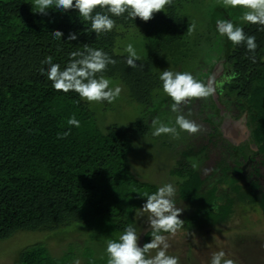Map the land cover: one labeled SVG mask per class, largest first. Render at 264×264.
I'll use <instances>...</instances> for the list:
<instances>
[{
	"label": "trees",
	"instance_id": "trees-1",
	"mask_svg": "<svg viewBox=\"0 0 264 264\" xmlns=\"http://www.w3.org/2000/svg\"><path fill=\"white\" fill-rule=\"evenodd\" d=\"M205 1L172 0L148 22L133 20L127 12L119 17L108 13L115 27L97 36L76 9H49L44 15L34 12L33 0H0V245L24 233L54 235L78 226L90 232L86 251L71 243L56 256L46 243L36 242L19 252L16 264H74L77 259L107 264V251L104 257L95 256L96 244L105 241L107 246L129 225L135 227L136 213L146 202L144 193L158 190L138 177L130 159L138 137L149 134L147 121L140 117L130 127L102 128L92 102L74 91L55 90L42 61L52 56L63 70L70 53L85 51V45L103 50L116 63L97 77L122 81L145 116L157 107L163 65H180L192 52L187 40L193 22L184 12L186 6ZM241 27L246 36H255L257 48L253 53L246 44L229 40L226 71L215 93L223 108L233 103L241 111L236 117L245 114L248 136L240 142L218 136V125L207 121L212 124L204 137L207 143L179 151L173 173L180 199L195 206L183 224L189 230L227 223L240 204L258 206L264 213V26L246 22ZM131 28L151 51L135 69L128 66V55L116 51L118 39ZM56 30L62 38L53 36ZM71 33L76 40L68 39ZM228 77L231 82H224ZM73 115L79 128L67 124ZM69 131L58 138V133ZM252 143L257 151L250 152ZM214 147H221L222 157L206 174L202 167ZM151 239L149 231L144 243Z\"/></svg>",
	"mask_w": 264,
	"mask_h": 264
},
{
	"label": "rangeland",
	"instance_id": "rangeland-1",
	"mask_svg": "<svg viewBox=\"0 0 264 264\" xmlns=\"http://www.w3.org/2000/svg\"><path fill=\"white\" fill-rule=\"evenodd\" d=\"M245 11L247 9L243 7L225 8L218 0H206L204 5L186 6L184 12L190 15L193 22L191 27L194 26L187 40L192 52L180 65L171 61L163 65L162 71L190 72L195 78L205 83L209 78L214 77L218 87L226 71L224 58L229 50L230 41L218 32L217 21L230 20L235 26L241 27L246 23L240 19ZM161 12L155 13L153 17ZM130 43L141 59L146 58L151 52L142 38L136 34V29L131 28L126 35L118 39L117 53L128 55L125 49ZM110 81L112 88L120 86L122 91L119 97L108 106L100 102H92L100 126L106 128L110 124H117L126 128L135 124L140 117L147 121L146 125L150 127L149 134L138 137L130 156L133 170L139 178L158 188L165 184H172L176 190L174 202L177 207L183 209L180 219L185 221L195 212V206L180 199L178 176L173 173L180 159L179 151L189 144L202 146L207 143L204 137L206 134L209 136L208 133L212 130V124L207 121L218 125V136L233 138L237 142L243 141L248 136L244 124L245 114L239 118L236 117L241 115V111L233 103L223 108L224 102L219 100L216 93L205 99H193L182 105L179 113L201 126L200 131L190 134L180 130L175 124L178 113L171 111L173 101L163 89L158 92L157 107L142 116L143 108L131 99L125 84L118 79ZM155 118H159L167 126L176 127L179 137L173 138L171 134L154 136L151 122ZM249 147L250 152L257 151L255 144L252 143ZM220 150L221 147H214L205 167L201 165L206 174H211L220 161L222 157ZM213 180L209 182V185ZM148 215L140 209L135 216L134 228L140 236L141 247L146 234L151 231ZM183 224L185 226V223ZM161 235L166 237V242L169 244L167 254L177 257L179 264H211L212 254L219 251L225 252V258L232 259L235 264H264V213L258 206L237 205L233 217L222 225L199 230L182 227L175 235L170 233ZM89 240L90 232L80 226L59 231L54 235L18 234L12 240L0 245V264H16L19 252L36 242L46 243L54 255L60 256L67 245L69 248L72 246L71 243H78L80 249L86 251L87 247H90ZM106 247L105 241L98 242L95 256L101 258L103 254L104 257ZM156 251L157 249H153L146 255L154 256ZM80 264H82L81 261Z\"/></svg>",
	"mask_w": 264,
	"mask_h": 264
},
{
	"label": "clouds",
	"instance_id": "clouds-1",
	"mask_svg": "<svg viewBox=\"0 0 264 264\" xmlns=\"http://www.w3.org/2000/svg\"><path fill=\"white\" fill-rule=\"evenodd\" d=\"M172 0H33L34 12L47 15L49 9L72 10L76 9L79 16L90 22L91 31L98 36L102 32H110L115 27V20L112 16H121L127 12L128 17L136 20L148 22L155 13L161 12ZM225 8L243 7L247 9L240 19L244 22L259 24L264 26V0H218ZM97 8L106 9L107 12H97ZM95 13V14H94ZM189 27L188 32L193 30ZM218 32L221 36H226L233 44H246L250 52H255L257 48L255 36H246L242 27L235 26L230 20L217 21ZM264 30V29H262ZM57 39L63 37V33L56 30L52 33ZM69 40H76L77 35L71 33ZM128 53L127 64L135 69L136 63L141 58L137 54L134 46L130 43L126 46ZM255 62V56L251 57ZM116 61L108 56L103 50L90 48L85 45V51H74L70 53V62L61 70L58 63H53V57L48 56L42 64L48 65L46 72L48 80L52 82V87L57 91L68 93L74 91L88 102H114L120 95V86L110 87L111 81L103 75L97 77L98 73L106 70L109 64ZM41 74H45V69H40ZM160 80L163 82V91L171 98L173 104L171 111L178 113L175 124L180 130L195 134L201 130V126L194 121L179 114L181 106L193 99H205L215 94L217 84L215 78H209L207 83L195 78L190 72L162 71ZM224 82H231V77ZM153 135L171 134L173 138H178L179 133L176 127H170L162 123L159 118L152 120ZM69 126L80 127V122L73 115L68 119ZM69 132L58 133V138H65ZM176 190L172 184H165L154 193H144L146 202L141 211L148 213V223L151 229V242L144 243L141 247L135 228L129 225L119 236L118 240L109 239L106 251L108 254L107 264H179L175 256L167 254L169 244L166 237L161 233L175 235L183 227L184 221L180 219L182 208L176 206L174 197ZM157 249L154 256H147L151 250ZM80 264V260L74 261ZM211 264H235L232 259L225 258V252L219 251L212 254Z\"/></svg>",
	"mask_w": 264,
	"mask_h": 264
}]
</instances>
